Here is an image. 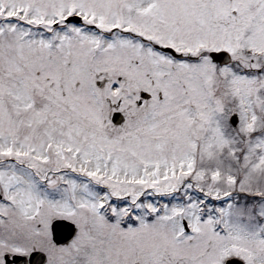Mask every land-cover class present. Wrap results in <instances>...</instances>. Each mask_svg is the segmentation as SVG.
<instances>
[{"label":"snow or ice","instance_id":"6c2138e0","mask_svg":"<svg viewBox=\"0 0 264 264\" xmlns=\"http://www.w3.org/2000/svg\"><path fill=\"white\" fill-rule=\"evenodd\" d=\"M0 264H264V0H0Z\"/></svg>","mask_w":264,"mask_h":264}]
</instances>
